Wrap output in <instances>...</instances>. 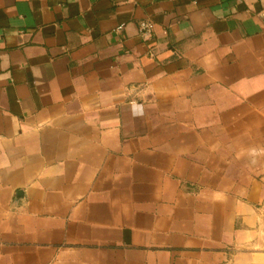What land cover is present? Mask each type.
I'll return each mask as SVG.
<instances>
[{
    "label": "crops",
    "instance_id": "0c3cea01",
    "mask_svg": "<svg viewBox=\"0 0 264 264\" xmlns=\"http://www.w3.org/2000/svg\"><path fill=\"white\" fill-rule=\"evenodd\" d=\"M0 264H264V0H0Z\"/></svg>",
    "mask_w": 264,
    "mask_h": 264
},
{
    "label": "built area",
    "instance_id": "2783aa9c",
    "mask_svg": "<svg viewBox=\"0 0 264 264\" xmlns=\"http://www.w3.org/2000/svg\"><path fill=\"white\" fill-rule=\"evenodd\" d=\"M121 29V28H120ZM140 34L143 38L149 39L153 36L155 25L152 21L142 22L140 24Z\"/></svg>",
    "mask_w": 264,
    "mask_h": 264
}]
</instances>
